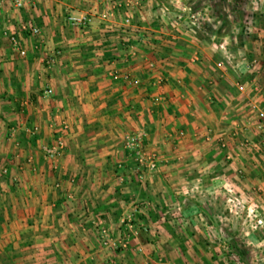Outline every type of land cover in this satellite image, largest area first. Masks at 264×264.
Listing matches in <instances>:
<instances>
[{"label": "crops", "instance_id": "obj_1", "mask_svg": "<svg viewBox=\"0 0 264 264\" xmlns=\"http://www.w3.org/2000/svg\"><path fill=\"white\" fill-rule=\"evenodd\" d=\"M1 1L0 168L11 165L0 191L15 180L24 190L0 193L2 264H157L154 249L182 257L180 223L199 211L190 184L209 168L228 163L246 174L257 163L243 142L263 144L250 107L264 105V0H140L138 9L106 22L96 17L86 30L71 28L67 17L99 15L112 0H27L20 9L13 0ZM126 16L133 28L123 34ZM22 23L39 28L40 37L19 32ZM5 29L17 32L25 58L12 52ZM57 52L47 67L42 61ZM109 70L139 84L112 81ZM159 77L162 84L152 83ZM26 100L29 105L17 110ZM62 121L67 130L61 133ZM32 126L41 138L35 148L63 139L52 181L43 167V174L29 175L31 143L10 149L13 140L16 146L24 137L29 141ZM142 129L146 149L158 157L154 173L137 168L123 148L124 136ZM16 169L24 171L16 177ZM51 182L59 189L50 191ZM129 217L136 232L128 249L103 248L97 223L117 239Z\"/></svg>", "mask_w": 264, "mask_h": 264}, {"label": "rangeland", "instance_id": "obj_2", "mask_svg": "<svg viewBox=\"0 0 264 264\" xmlns=\"http://www.w3.org/2000/svg\"><path fill=\"white\" fill-rule=\"evenodd\" d=\"M195 21V17H191L190 28H195ZM24 102H27V100L21 103ZM28 105L29 102H27L25 106L18 104L16 107L19 106L17 110H24ZM16 107H14V109ZM15 110H13V112H15ZM19 113L20 111H17V115H26L24 112ZM31 114L32 113H30L29 116H35ZM27 134L30 138L32 135L31 129H29ZM39 135V132L34 134L36 137L35 144L41 139ZM11 139L14 138L12 137ZM54 139L44 143H51ZM259 141L261 142L262 140ZM262 142L264 144V137ZM16 143L19 144L16 140L9 143L11 150L14 148L22 150L27 149V146L23 145L24 143H20V146H16ZM38 143L40 144V142ZM35 144L32 145L33 150L29 154L30 156H28L30 166L27 168V171L30 176L34 177L44 173L43 171L40 172L38 168L43 167L44 171H46L45 179L47 181H52V178L56 177V175L54 176L52 173L54 171V165L57 168L58 163L55 164L52 163V161L45 163L42 159H39L38 156H40L41 153L40 147L38 144V148H35ZM259 144L260 143H258L257 146L258 152L251 151L249 154H246L257 161V163L249 164V167L253 168L252 171H248V173L245 174L242 168L236 169L234 167L232 169L229 168V164L226 163L224 168H209V170H206L204 173L201 172V178H198L201 179V181L199 180L198 182H192L190 184L191 188H189L188 193L194 195L191 201H193L199 211L195 210L190 216L185 218L181 217L183 221L180 224L184 226L183 231L180 230L182 233H179V235L181 234L179 238L182 239V248L180 250L182 257L176 259L174 258L176 255L174 252L168 255L167 252L161 253L154 249L155 263L264 264V184L262 185V183H264V173L263 176L258 174L264 170V168L262 169L264 162L258 157L262 156V158H264V150L262 149V145ZM33 152L37 153V155L34 154L36 157L32 154ZM17 154L18 152L15 153V155ZM17 160H20V157ZM224 161L227 162L226 159ZM10 165L11 164H6L0 168V177L7 175ZM32 165L35 167L33 168ZM5 168L7 173H4ZM17 169L14 171V176L16 177L24 171ZM141 170L149 172L145 168H141ZM238 171H242L241 174H239ZM218 177L219 181L214 180L216 178L218 179ZM212 181H214V183ZM13 182V185L3 184L0 193L3 195L5 193L7 197L12 194L15 196L23 194L24 190H21L19 182L16 180ZM48 186L50 187V191L53 192L59 189L60 183L51 182ZM187 204L191 205V203L185 202V205ZM195 216L197 217L196 221L193 219ZM190 219L194 220L196 225L191 224V221H188V224H186V221ZM177 228H180V225H178ZM0 235L2 234L0 233ZM188 241L190 242L189 244L193 246L188 245ZM126 250L125 248L122 251L124 252ZM140 254L142 255V253H139V255ZM2 258L3 255H0V264H2L4 260V258Z\"/></svg>", "mask_w": 264, "mask_h": 264}, {"label": "built area", "instance_id": "obj_3", "mask_svg": "<svg viewBox=\"0 0 264 264\" xmlns=\"http://www.w3.org/2000/svg\"><path fill=\"white\" fill-rule=\"evenodd\" d=\"M27 0H13L12 5L15 9H20L24 6ZM2 4V1L0 0V5ZM140 0H119V1H111V7L99 15H92V14H86L81 16H68L67 17V23L71 28L74 29H80V30H86L89 29V27L92 25L94 19L98 17V19L102 22H106L108 20H111L114 18V15L117 12H121L122 10L132 12L133 9H138L140 7ZM133 28L132 25V19L130 16H126L123 21L120 23V31L124 34H128V31ZM19 32H28L31 37L38 38L40 37V29L36 26H32L26 23H22L19 26ZM3 35L7 38L9 45L11 47V50L14 54H16L19 58H25L27 56V51L24 47L21 45V41L18 38V34L16 31H12L9 29H5L3 32ZM59 55V52L54 53L51 56H46V58L42 61L45 65L50 67L52 64L55 63L56 57ZM113 63V62H112ZM264 63V61H263ZM111 64V63H110ZM256 62L253 61L249 68H254ZM222 63H218V66H221ZM147 70L153 71L155 69V65L153 62H148L146 65ZM108 76L112 81H122L124 84L129 85H137L139 84L138 79L131 77L129 74L126 73H119L117 70H109ZM163 78H155L152 83L157 85H160L163 83ZM238 91L243 92L245 89L244 85H238ZM52 94L51 89H46L44 91L45 96H50ZM160 100V99H159ZM157 99V101H159ZM155 101V103L157 102ZM27 105V102L21 103V106ZM251 111L253 112L255 116V124L254 129L257 134L264 137V105L258 106L256 104H252L250 107ZM61 133L67 130V125L62 121L59 124ZM39 132L38 126H33L31 129L32 135ZM182 133H179V136H181ZM148 137L146 130H137L131 133H128L123 138V148L124 150L128 151L131 154L132 160L137 168H145L149 172H156L158 170V157L154 152H150L145 147V141ZM224 144H221V147H224ZM263 146V144H262ZM64 142L62 137H57L54 139L53 142L48 144H43L40 146V151L42 156L48 160L52 161V163H55L54 161L60 157L64 151ZM243 148L247 152L253 151L252 145L249 141L243 142ZM227 159H230V157H227ZM54 169H57L54 165ZM5 172V170H4ZM242 171H238L239 174H241ZM122 224L125 226V230L128 235L132 234L135 235L134 225L132 224V219L126 218L122 221ZM98 227V236L100 239L101 246L103 248H122L125 249L127 237H121L117 239H113L111 235L109 234L108 230L103 226L101 223H97ZM139 252L142 250L139 249Z\"/></svg>", "mask_w": 264, "mask_h": 264}, {"label": "trees", "instance_id": "obj_4", "mask_svg": "<svg viewBox=\"0 0 264 264\" xmlns=\"http://www.w3.org/2000/svg\"><path fill=\"white\" fill-rule=\"evenodd\" d=\"M33 127V126H32ZM32 127L30 128V129H32ZM35 139H36V137L34 136V135H31L30 136V138H29V141L28 140H26V138H22L21 139V143L23 144V145H25L26 143H31V145H33V144H35ZM254 151V150H253ZM4 173H7V170L5 169V172ZM133 224V223H132ZM134 225V224H133ZM125 230V229H124ZM122 237H127V233H126V230L124 231V235L122 236ZM131 237H135L134 235H132V234H130V235H128V237H127V242H126V249H128V243H129V240H130V238ZM123 249L122 248H119V247H117V248H114V251H122Z\"/></svg>", "mask_w": 264, "mask_h": 264}]
</instances>
